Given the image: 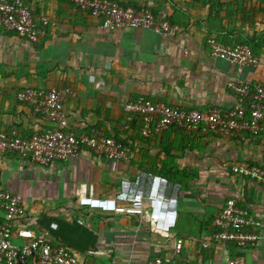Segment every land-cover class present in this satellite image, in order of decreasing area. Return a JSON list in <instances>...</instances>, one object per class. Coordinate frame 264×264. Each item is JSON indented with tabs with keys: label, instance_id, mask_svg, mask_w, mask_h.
<instances>
[{
	"label": "crops",
	"instance_id": "1",
	"mask_svg": "<svg viewBox=\"0 0 264 264\" xmlns=\"http://www.w3.org/2000/svg\"><path fill=\"white\" fill-rule=\"evenodd\" d=\"M23 1L49 25L36 42L0 32V132L26 137L50 129L17 95L25 88L67 87L73 93L64 100L68 131L82 135L100 130L131 152L127 160L114 161L83 149L78 158L50 166L0 153V189L20 195L25 212L12 227L13 240L22 243L18 233L24 227L46 232L81 264H146L156 258L226 264L238 255L246 264H264V186L231 171L244 161L264 168V129L257 136H221L172 127L144 138L140 119L124 109L127 101L144 96L187 110L226 111L237 103L229 82L264 87V0L220 5L211 0H113L167 14L178 28L167 39L147 29L105 30L68 0ZM211 31L221 42L247 41L256 47L255 67L239 70L214 57L206 43ZM153 170L182 185L170 237L153 231L147 217L88 208L85 195L110 197L121 179ZM230 198L260 222L255 246L238 249L214 239L213 220ZM52 222L58 228L60 223L79 228V236L85 229L96 237L94 246L81 251L66 245L56 237L58 229L50 228ZM73 236L76 240L77 234ZM176 240L183 244L179 254ZM91 249L95 255L88 253Z\"/></svg>",
	"mask_w": 264,
	"mask_h": 264
},
{
	"label": "built area",
	"instance_id": "2",
	"mask_svg": "<svg viewBox=\"0 0 264 264\" xmlns=\"http://www.w3.org/2000/svg\"><path fill=\"white\" fill-rule=\"evenodd\" d=\"M81 11L97 18L105 30L147 29L161 38H173L178 28L172 25L167 14H155L146 7H124L113 0H68ZM49 25L45 17L36 18L23 0H0V32H14L28 42H36L44 27ZM207 45L214 57L229 61L239 70L255 67L257 58L248 44L223 45L208 39ZM228 88L237 96L234 108L223 111L211 108L205 111L187 110L140 96L127 101L125 111L140 119L144 138L158 135L172 127L185 132L240 136L243 133L259 135L264 129V87L248 82H229ZM73 95L70 88H25L17 95L19 101L32 106L49 123L50 129L28 137L7 135L0 132V153H15L31 162L50 166L58 162L78 158L83 149L114 161L127 160L131 150L100 130L80 136L68 131L69 119L64 100ZM264 158V151L262 153ZM233 174L264 186V168L249 162L232 166ZM182 185L151 171H141L134 178L120 180L118 190L110 197L85 195L89 209L104 213L123 212L126 215L147 217L153 231L170 237L177 225L179 198ZM0 264H81L70 249L53 244L46 232H36L24 227L19 230L22 243L13 240L12 227L16 219L25 214L20 195L0 189ZM78 223L82 224L79 220ZM213 237L222 243H232L239 248L258 243L257 229L260 222L240 208L235 198L227 199L213 220ZM52 230L58 224H50ZM182 241L176 240L175 254L182 249ZM95 255L96 251H88ZM146 264H176L169 259L156 258ZM226 264H246L243 256L231 258Z\"/></svg>",
	"mask_w": 264,
	"mask_h": 264
},
{
	"label": "trees",
	"instance_id": "3",
	"mask_svg": "<svg viewBox=\"0 0 264 264\" xmlns=\"http://www.w3.org/2000/svg\"><path fill=\"white\" fill-rule=\"evenodd\" d=\"M211 1L214 2V4H216V5L226 3V0H211ZM121 6H123V5H121ZM124 7H130V6H124ZM133 7L139 8L137 6H133ZM153 13H155L157 15L160 14L157 12H153ZM168 19L172 25H175V23L172 22L170 17H168ZM209 33H211V34H209V38L206 39V43H207L208 39L212 38V39H215L218 43H221L223 45L248 44L251 47L253 55L255 56L256 47L251 45L249 42H247V41H241V42L236 41L234 43L221 42L216 36H212V33H213L212 31ZM77 136H80V135H77ZM26 137H28V136H26ZM116 141H118L122 145L126 146L125 143H123L119 140H116ZM152 172H154L156 174H161V173L155 172L154 170ZM69 229H70V231H69ZM78 229L79 228H76L75 226H70L66 223H60L58 230L55 232V235L60 241H62L63 243H65L66 245H68L72 248H75L76 250L79 249V250L83 251V250L87 249L88 247H93L95 244V241H96V237H94L92 234L88 233L85 229H81L82 236H79L78 235V233H79ZM76 234H77V236H76L77 239L76 240L74 239L75 240L74 241L72 238L74 237L73 235H76ZM230 245H233L236 248L241 249L238 246H236L235 244L230 243Z\"/></svg>",
	"mask_w": 264,
	"mask_h": 264
},
{
	"label": "rangeland",
	"instance_id": "4",
	"mask_svg": "<svg viewBox=\"0 0 264 264\" xmlns=\"http://www.w3.org/2000/svg\"><path fill=\"white\" fill-rule=\"evenodd\" d=\"M129 148V147H128ZM130 149V148H129ZM131 150V149H130ZM130 155V154H129ZM129 157V156H128ZM128 159V158H127Z\"/></svg>",
	"mask_w": 264,
	"mask_h": 264
}]
</instances>
